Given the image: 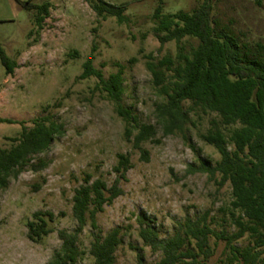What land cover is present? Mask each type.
<instances>
[{
    "label": "rangeland",
    "instance_id": "obj_1",
    "mask_svg": "<svg viewBox=\"0 0 264 264\" xmlns=\"http://www.w3.org/2000/svg\"><path fill=\"white\" fill-rule=\"evenodd\" d=\"M26 2L29 0H19ZM49 0H31L41 5ZM126 4L128 20L119 24L114 17H97L84 0H51L49 15L41 28L35 23V11L24 9L17 0H0V47L18 66L7 76L0 60V148H11L22 124L33 127V120L50 117L62 126L51 148L37 159L48 162L34 172L29 167L0 188V264H47L60 248L59 230L73 232L74 190L91 175L110 187L117 175L113 168L119 154L131 157L133 168L120 187L123 194L96 215L97 229L87 225L79 236V247L86 253L97 236H105L117 227L123 229V242L116 252L115 264H146L159 261L160 253L144 246L138 236V217L155 228L161 238L171 237L187 219H196L210 211L216 216L214 229H229L220 209L231 201L229 184L219 187L208 175L199 172L202 164L215 165L220 159L215 148L203 142L199 134L212 115L199 119L191 115L186 139L179 133L164 136L156 119V107L164 101L147 69L148 61L164 57L176 60L179 53L189 55L198 41L182 40L161 46L152 16L158 0H104ZM204 0H163V15L191 13ZM212 16L221 27L233 33L241 45L252 50L264 45V0H212ZM94 50V51H93ZM93 54V67L105 79L123 68V86L118 100H112L97 88L98 79H79L83 65ZM128 110L140 124L156 126V142L142 148L149 160L133 147L137 133L135 122L127 123L118 108ZM187 107V106H186ZM37 211L53 212L54 232L41 242L27 237L26 226ZM63 214V216H60ZM244 245V243H242ZM221 245L218 254L222 252ZM219 257L216 256L213 263ZM86 254L77 264H92Z\"/></svg>",
    "mask_w": 264,
    "mask_h": 264
},
{
    "label": "trees",
    "instance_id": "obj_2",
    "mask_svg": "<svg viewBox=\"0 0 264 264\" xmlns=\"http://www.w3.org/2000/svg\"><path fill=\"white\" fill-rule=\"evenodd\" d=\"M84 1L101 20L114 17L119 24L128 20L124 14L126 4ZM211 1L204 0L191 13L163 15V0H158L152 18L157 32L163 34L159 37L161 46L175 42L181 50L185 38L196 39L198 44L189 55L179 53L176 60L164 57L148 61L147 69L164 99L156 107V119L164 136L179 133L186 139L188 125L196 126L191 115L199 119L212 115L199 137L216 149L220 159L215 165L202 164L198 171L207 174L220 188L230 185L231 201L220 209V218L228 223L229 229H214L216 216L207 211L196 219L184 221L171 237L161 238L151 224L138 217L139 238L152 252L160 253L159 261L154 264H210L216 256L218 264H264V45L256 43L255 50L241 45L233 33L213 18ZM17 2L24 9L36 12L35 23L41 28L49 15L50 3ZM0 60L6 75H13L18 64L1 47ZM93 60L91 54L79 79L97 78V88L112 100H118L124 82L123 68L118 65L119 70L105 79L93 67ZM118 112L127 123H136L133 147L148 161L149 153L142 145L154 141L156 126L138 123L130 111L121 107ZM0 122L16 123L11 119ZM21 124L19 136L11 139V148H0L1 189L7 188L9 181L17 179L27 167L34 172L44 170L48 162L37 157L51 148L56 136L63 134L62 126L47 116L33 120L30 129ZM132 168L130 155L119 154L113 168L117 177L110 187L101 179L91 181L89 174L84 177V183L74 190L72 198L76 228L73 232L58 231L61 246L47 264H77L86 254L93 259L92 264H115L116 252L123 242L121 227L103 237L97 236L87 253L78 245L79 236L88 219L94 229L98 228L96 215L123 194L120 183ZM56 218L50 211L32 214L26 224L28 239L39 243L53 233L52 223ZM221 245L223 249L218 254ZM138 264L146 263L140 258Z\"/></svg>",
    "mask_w": 264,
    "mask_h": 264
},
{
    "label": "crops",
    "instance_id": "obj_3",
    "mask_svg": "<svg viewBox=\"0 0 264 264\" xmlns=\"http://www.w3.org/2000/svg\"><path fill=\"white\" fill-rule=\"evenodd\" d=\"M49 1H51V0H49ZM49 1H48V2H49ZM48 2H45V3H48ZM43 4H44V3H43Z\"/></svg>",
    "mask_w": 264,
    "mask_h": 264
}]
</instances>
